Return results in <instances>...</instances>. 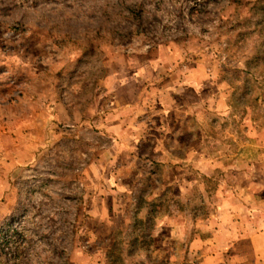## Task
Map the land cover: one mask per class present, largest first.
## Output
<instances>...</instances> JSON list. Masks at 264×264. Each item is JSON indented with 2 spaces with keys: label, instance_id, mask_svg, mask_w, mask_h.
Returning a JSON list of instances; mask_svg holds the SVG:
<instances>
[{
  "label": "rangeland",
  "instance_id": "374dc122",
  "mask_svg": "<svg viewBox=\"0 0 264 264\" xmlns=\"http://www.w3.org/2000/svg\"><path fill=\"white\" fill-rule=\"evenodd\" d=\"M257 256L264 0H0V264Z\"/></svg>",
  "mask_w": 264,
  "mask_h": 264
},
{
  "label": "crops",
  "instance_id": "0c3cea01",
  "mask_svg": "<svg viewBox=\"0 0 264 264\" xmlns=\"http://www.w3.org/2000/svg\"><path fill=\"white\" fill-rule=\"evenodd\" d=\"M237 259V258H236ZM254 259H255V261H256V259H258V263H260L261 264V260L263 259V258H260V256H257V257H254Z\"/></svg>",
  "mask_w": 264,
  "mask_h": 264
}]
</instances>
